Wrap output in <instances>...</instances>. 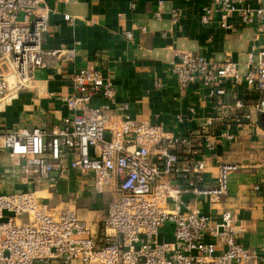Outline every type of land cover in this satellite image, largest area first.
<instances>
[{
	"label": "built area",
	"instance_id": "1",
	"mask_svg": "<svg viewBox=\"0 0 264 264\" xmlns=\"http://www.w3.org/2000/svg\"><path fill=\"white\" fill-rule=\"evenodd\" d=\"M163 6L160 0L157 19ZM51 12L44 0H0V102L15 98L46 67L43 33ZM217 16L224 29H235V16L256 26L255 38L264 37V0H212L200 19L209 24ZM180 17L171 11L173 23ZM64 18L74 21L68 13ZM51 54L68 62L75 48ZM175 57L179 88L200 82L214 99V115L186 135L134 117L128 103L117 102L112 78L91 61L71 73V92L59 97L69 110L60 124L50 131L18 126L2 135L1 148L30 189L0 192V264H264V246L239 241L246 226L235 212L213 216L194 203L198 196L220 203L241 167L221 163L216 185H206V151L234 139L232 126L251 122L254 112L264 116V44L252 46L245 70L233 59L187 50ZM69 169L92 175L96 193L112 186L117 195L98 235L73 209L55 212L36 192L56 184L54 171L64 176Z\"/></svg>",
	"mask_w": 264,
	"mask_h": 264
},
{
	"label": "crops",
	"instance_id": "2",
	"mask_svg": "<svg viewBox=\"0 0 264 264\" xmlns=\"http://www.w3.org/2000/svg\"><path fill=\"white\" fill-rule=\"evenodd\" d=\"M44 1L52 10L43 33L47 65L28 88L0 102V145L2 135L15 127L50 131L60 124L69 110L59 97L71 92V73L90 61L112 78L117 102L128 103L134 117L162 125L168 133L186 135L214 115V99L200 82L185 90L179 88L173 73L175 52L192 51L218 61L230 58L245 70L252 46L264 44L263 36L255 38L256 26L243 25L235 16L230 18L235 29L221 27L219 16L203 24L202 8L212 0H163L160 19L154 16L160 0ZM173 9L181 12L177 23L171 20ZM66 13L74 17L73 23L65 20ZM143 26L147 31L142 32ZM126 31L133 33V39L125 37ZM162 31L168 33L166 37L161 36ZM68 47L75 48V57L68 62L61 54H51ZM228 91L233 88L229 86ZM231 130L234 139H223L205 153L206 185H216L221 163L241 165L230 175L228 194L218 204H210L204 196L194 203L213 216L223 210L235 212L246 226L239 241L260 248L264 246V116L254 112L251 122L235 124ZM70 158L68 155L66 160ZM53 175L58 178L56 184L38 188L37 194L55 212L73 209L93 235H98L107 203L117 197L113 188L98 194L92 175L74 169L64 176L57 171ZM22 189L30 188L20 182L16 166L0 146V192Z\"/></svg>",
	"mask_w": 264,
	"mask_h": 264
},
{
	"label": "rangeland",
	"instance_id": "3",
	"mask_svg": "<svg viewBox=\"0 0 264 264\" xmlns=\"http://www.w3.org/2000/svg\"><path fill=\"white\" fill-rule=\"evenodd\" d=\"M108 188H111L112 189V186H107L106 187V190L108 189ZM112 198V195L108 198L109 200Z\"/></svg>",
	"mask_w": 264,
	"mask_h": 264
}]
</instances>
